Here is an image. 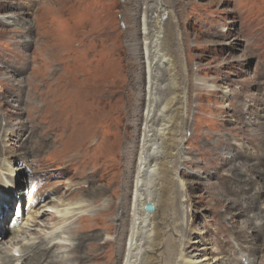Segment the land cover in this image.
Instances as JSON below:
<instances>
[{
    "label": "rangeland",
    "instance_id": "374dc122",
    "mask_svg": "<svg viewBox=\"0 0 264 264\" xmlns=\"http://www.w3.org/2000/svg\"><path fill=\"white\" fill-rule=\"evenodd\" d=\"M6 15L0 128L12 122L14 134L7 142L0 131V148L9 144L16 164L49 166L35 194L54 183L66 195L69 181L77 195L70 203H89L72 224L77 251L54 264L123 263L150 77L144 49L156 15H164L160 28L184 95L177 177L167 183L180 248L207 264H264V0H0ZM164 68L157 72L161 98L173 89ZM23 101L38 113L26 107L17 117ZM41 145L56 147L45 154ZM31 147H38L33 156L23 153ZM68 160L71 171L63 173ZM11 211L12 204L6 222ZM6 222L0 241L11 236Z\"/></svg>",
    "mask_w": 264,
    "mask_h": 264
},
{
    "label": "bare ground",
    "instance_id": "6f19581e",
    "mask_svg": "<svg viewBox=\"0 0 264 264\" xmlns=\"http://www.w3.org/2000/svg\"><path fill=\"white\" fill-rule=\"evenodd\" d=\"M163 16H155L157 17L155 19L156 28L152 30L150 41L144 49L150 77L147 81L145 122L131 196L132 217L122 264H207L203 263L206 257L185 256L186 251L183 252L180 248L183 240L182 233L176 229L177 222L168 208L170 198L167 197V194L170 192L167 190V183L173 180L175 182L174 177H177V171L172 167V160L177 154L176 144L180 133L178 127L184 95L178 91L175 64L168 55L167 46L164 44V33L160 28ZM0 18L9 22L11 15L0 16ZM145 29L143 33L147 34ZM161 68L168 70V84L173 88L166 91L167 94L163 98L160 97V94L166 88L160 87L157 73ZM46 82L43 80L40 87H45ZM31 103L23 101L22 108L17 106L16 116L20 117V113L26 111L23 109L26 107L28 109L30 107L37 114L38 107L34 102ZM46 124L49 125L48 122ZM9 125L10 128H0L2 134H5L4 140L7 142L14 134L11 128L14 127V124L10 122ZM51 143L56 145L59 143L57 130ZM3 144V148H0V202L8 204V201L15 200L23 194L22 191L17 190V186L28 181L32 185L33 181L41 180L50 171L47 168L49 166H42V168H46L45 170L35 169V165L32 163L35 162L34 159L31 162L23 159L22 162L17 163V166L15 159L18 153L6 142ZM56 145L46 149H44L45 145H41L40 151L44 149L42 152L48 154ZM36 150L38 147H31L23 153L33 156ZM72 164L73 162L68 160L62 162V166L59 168L63 173L69 172ZM25 168L28 171L24 174ZM89 177L85 176L84 179L81 178V181ZM65 184L64 189L71 190V193L66 195L63 193L64 190L61 191L64 184L54 183L49 184V188L44 189L38 196L34 195L32 191L28 194L26 209L19 208L15 213V216H21L26 212L25 222L14 218L7 228L11 236L0 241V264H19L21 261L28 264H54L62 261L66 263L71 257L70 255L77 251L80 243L74 242L72 224L80 221V218L89 213L87 210L89 203L84 200L70 203V195H77L73 183L68 181ZM160 189L166 190L164 209H158L156 205L158 202L156 198L162 192H159ZM52 200H54L53 205H51ZM57 200L61 202L58 207ZM148 203L154 206L152 212L144 209ZM4 215L5 208L0 203V224L6 222L3 219ZM85 259V264L89 263L87 258ZM217 261L219 260L213 261L212 264H220Z\"/></svg>",
    "mask_w": 264,
    "mask_h": 264
},
{
    "label": "water",
    "instance_id": "95a60500",
    "mask_svg": "<svg viewBox=\"0 0 264 264\" xmlns=\"http://www.w3.org/2000/svg\"><path fill=\"white\" fill-rule=\"evenodd\" d=\"M144 209L148 212H152L154 210V206L151 203H148L144 206Z\"/></svg>",
    "mask_w": 264,
    "mask_h": 264
}]
</instances>
